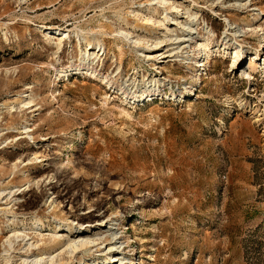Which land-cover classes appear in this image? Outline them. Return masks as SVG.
<instances>
[{"label": "rangeland", "instance_id": "374dc122", "mask_svg": "<svg viewBox=\"0 0 264 264\" xmlns=\"http://www.w3.org/2000/svg\"><path fill=\"white\" fill-rule=\"evenodd\" d=\"M148 2L0 0V188L29 185L0 200V252L11 211L85 228L115 221L120 264H264V66L251 82L239 78L246 59L230 66L236 43L264 58V0H185L214 31L212 45L225 17L240 31L201 68L175 58L153 65L126 44L111 57L118 40L102 16ZM37 25L102 31L106 53L93 70L71 71L89 66L76 39L57 51ZM151 74L170 82L156 87L160 96L133 102L120 92L125 79ZM180 89L182 99L167 97ZM24 93L34 106L5 107Z\"/></svg>", "mask_w": 264, "mask_h": 264}, {"label": "bare ground", "instance_id": "6f19581e", "mask_svg": "<svg viewBox=\"0 0 264 264\" xmlns=\"http://www.w3.org/2000/svg\"><path fill=\"white\" fill-rule=\"evenodd\" d=\"M250 1L236 0V3L241 8ZM184 3L185 0H149L148 3L140 6L132 5L125 14L119 11H111L102 16L103 25L110 28L108 36L118 40V43L114 45L115 51L111 52V57L115 58V53L121 52L122 45L126 44L128 47H132L142 59L154 63L153 65L163 64L166 62L164 59L175 58L187 64L193 62L201 68L203 61L212 55L216 47L222 46L223 50L227 51L228 44H231L232 40L236 41V33L240 32L232 26L233 23L230 19L224 18L225 30L221 45H212L211 37L214 36V31L203 19H200L198 11L184 5ZM36 28L42 36L55 45L57 51L61 49L62 42L70 39L71 35L76 39L77 45L80 47V49L78 48L80 57L89 66L73 67L70 69L71 71L86 70L89 72V70H93V66H91L93 60L101 59L106 53L104 43V36L106 35L102 31L92 33L82 29L48 25H37ZM199 30L203 31L202 35L198 33ZM4 39H7L6 32H4ZM192 41L197 46L188 51L187 47H190L189 43ZM232 53L230 66L238 68L242 58L246 59L248 66L241 70L239 78L251 82L254 79L255 69L259 68L260 65L264 66L263 56L259 57L256 50L251 53L242 50L239 43L233 47ZM58 72V74L67 73L62 68ZM262 73L264 74V69ZM92 74V76H97L95 72ZM107 77L101 78V81L112 89L114 86ZM169 83H164L160 76L151 74L149 77L142 76L140 80L135 77L132 80L127 78L119 87L126 99L140 102L146 98L160 96L156 87L165 84L169 86ZM14 97V103L5 105L11 111L29 109L34 106L33 98L28 93ZM167 97L175 100L182 99L184 93L180 89L177 93H171ZM23 129L24 133L31 131L27 125H24ZM28 188L29 185L13 190L8 188L7 192V188H0V200L4 198L10 200L11 196L20 194ZM16 199L18 198L14 200ZM10 213L12 214L11 211ZM11 214L6 215L12 227L10 229L11 234L5 238L2 244L3 249L0 252L2 264H9L13 260L12 252L14 253V244L17 241L22 242V247L19 249L21 252L13 264H67L76 255H79L80 258L77 261L78 264L123 263L122 245L113 232L114 225H116L115 221H101L96 224L97 228L92 226L85 228L82 225L76 226L72 222L62 223L54 218L51 222H45L38 216H32L29 220H17ZM45 230H49V234H44L43 231ZM99 231L109 233L110 241H105Z\"/></svg>", "mask_w": 264, "mask_h": 264}]
</instances>
